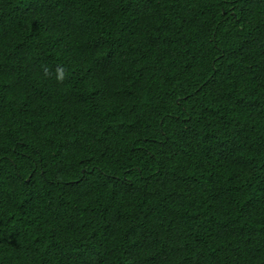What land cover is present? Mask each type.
Instances as JSON below:
<instances>
[{"label":"trees","instance_id":"trees-1","mask_svg":"<svg viewBox=\"0 0 264 264\" xmlns=\"http://www.w3.org/2000/svg\"><path fill=\"white\" fill-rule=\"evenodd\" d=\"M0 264H264V0H0Z\"/></svg>","mask_w":264,"mask_h":264}]
</instances>
